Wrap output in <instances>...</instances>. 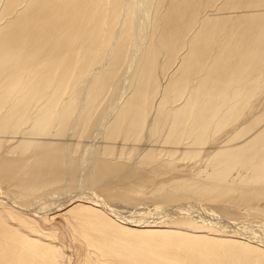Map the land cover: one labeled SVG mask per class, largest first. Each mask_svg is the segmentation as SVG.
I'll list each match as a JSON object with an SVG mask.
<instances>
[{
    "label": "bare ground",
    "instance_id": "6f19581e",
    "mask_svg": "<svg viewBox=\"0 0 264 264\" xmlns=\"http://www.w3.org/2000/svg\"><path fill=\"white\" fill-rule=\"evenodd\" d=\"M185 200L264 219V0H0V264H264Z\"/></svg>",
    "mask_w": 264,
    "mask_h": 264
},
{
    "label": "rangeland",
    "instance_id": "374dc122",
    "mask_svg": "<svg viewBox=\"0 0 264 264\" xmlns=\"http://www.w3.org/2000/svg\"><path fill=\"white\" fill-rule=\"evenodd\" d=\"M86 189L88 190V192H87ZM84 190H82L84 195H89V196L93 195L92 197L97 196L94 193L93 189H91V188H89V189L88 188H84ZM82 191L80 190V192H82ZM62 197H65V195H62ZM176 204H178V207L179 206L180 207H182V206L184 207V208L182 207V209H180L182 217H183L182 213H185V211H189V213H191L190 217L188 215H186L188 217V219L192 217L190 220L192 222H194V223H196L195 221H197L196 225L198 224V225H202V226L208 227V229H210L209 230L210 232L208 231V234L210 235L209 236L210 238L224 240L225 237H223L222 234H224L226 232H228L229 235H233L235 232H239V233H244L245 232V233L254 234V236H261L264 239V222H263L264 219H249L248 218V219H243V220H240V221H231V220L230 221H222V219H220L218 217H217V219H215L216 218L215 215L213 217L209 216V214L206 213L205 209H203L201 201L185 200V201H179ZM110 205H111L110 206L111 208L108 207V210H107V209H105V203H102V207H104L103 211H105V213L108 212L107 216L111 215L110 218L113 221L115 220V222L118 221L117 223L119 225L123 224L126 227L133 226L134 229H137L138 227L135 228L134 225H131V224L129 225L127 223V221L125 220L126 217L131 218V219H144V220L145 219L146 220L147 219L148 220L156 219L157 220L158 218L159 219H165L167 217L169 218L172 215V217L174 219L176 218L174 221H178L179 220V216H177L179 212L175 209L176 207H174V205H172V207H171V205H169V206L168 205H155V203H153L151 201H147L146 203H141L139 205H130V204H124V203H119V202H115V203L113 202L112 204L110 203ZM166 206H168V208ZM181 215H180V218H182ZM122 216H124L125 218H123ZM128 218H126V219H128ZM218 219H220L221 221H219ZM123 220H124V222H123ZM202 220H204V222ZM56 221L62 223L63 219L61 217H57ZM171 226H173V225L170 224V223H167V224H165L164 227H162V229L165 228V229H171L172 230ZM138 229L139 230L140 229L144 230V229H154V228H151V227H147L146 228V227H144V228H138ZM155 229H158V228H155ZM173 229L174 230L186 231V230H184L185 228L183 226L181 227L180 225H176L175 228H173ZM188 230L190 231V229H188ZM195 230L196 229H194L192 231L194 232ZM195 232H197V231H195ZM261 237H259V238H261ZM239 241L247 243L246 240L244 241V240L240 239Z\"/></svg>",
    "mask_w": 264,
    "mask_h": 264
}]
</instances>
